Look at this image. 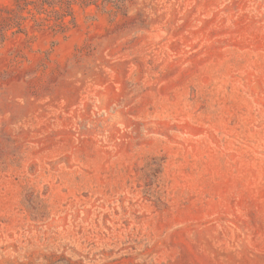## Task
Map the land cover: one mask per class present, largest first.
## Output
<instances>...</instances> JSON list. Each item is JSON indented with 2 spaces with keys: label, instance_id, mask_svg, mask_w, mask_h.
<instances>
[{
  "label": "rangeland",
  "instance_id": "rangeland-1",
  "mask_svg": "<svg viewBox=\"0 0 264 264\" xmlns=\"http://www.w3.org/2000/svg\"><path fill=\"white\" fill-rule=\"evenodd\" d=\"M0 30V264H264V0H0Z\"/></svg>",
  "mask_w": 264,
  "mask_h": 264
},
{
  "label": "trees",
  "instance_id": "trees-1",
  "mask_svg": "<svg viewBox=\"0 0 264 264\" xmlns=\"http://www.w3.org/2000/svg\"><path fill=\"white\" fill-rule=\"evenodd\" d=\"M41 7L44 8V6ZM72 13H73L72 7L70 6H65L64 8H60V10L56 12V19L58 21V25L56 27L59 28L60 30H63L65 27L67 28L68 23L66 22V18L69 16H73ZM5 29H7L6 26L4 27V30ZM0 35L3 36V30H0Z\"/></svg>",
  "mask_w": 264,
  "mask_h": 264
}]
</instances>
